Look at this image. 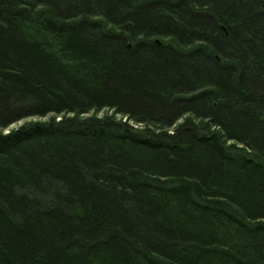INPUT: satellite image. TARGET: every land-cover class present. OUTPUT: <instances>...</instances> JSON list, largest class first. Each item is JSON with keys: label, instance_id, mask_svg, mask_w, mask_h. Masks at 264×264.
<instances>
[{"label": "trees", "instance_id": "1", "mask_svg": "<svg viewBox=\"0 0 264 264\" xmlns=\"http://www.w3.org/2000/svg\"><path fill=\"white\" fill-rule=\"evenodd\" d=\"M0 264H264V0H0Z\"/></svg>", "mask_w": 264, "mask_h": 264}, {"label": "rangeland", "instance_id": "2", "mask_svg": "<svg viewBox=\"0 0 264 264\" xmlns=\"http://www.w3.org/2000/svg\"><path fill=\"white\" fill-rule=\"evenodd\" d=\"M66 115H69V113H67ZM82 115L85 118H87V117H97V118L102 117L103 118V117L114 116V117H116L118 119L123 118L124 121L126 120L125 116H123L122 114H118L117 111L114 108H111V107L110 108H105L104 107V108H99V109L93 108V109L88 110V113L82 114ZM187 116H191V114L186 113L185 115H183L181 117V119H179L176 122V124L174 126L170 127L171 133H174L177 130L176 128L178 127V125L180 123H183L186 120ZM51 117H52V115H46L44 117L33 116V117L24 118L23 120H20V121L12 123V125H10V127L4 129V132L8 133L12 129H18L20 127H23L24 124L32 123V122L37 121V120L45 121V120L50 119ZM58 119H61V115L57 116V120ZM129 123L134 124L136 127H143V125H144V123L143 124L137 123V122L134 123L133 120L129 121Z\"/></svg>", "mask_w": 264, "mask_h": 264}]
</instances>
